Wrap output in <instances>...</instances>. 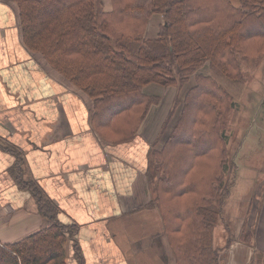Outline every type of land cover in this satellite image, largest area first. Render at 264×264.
<instances>
[{
  "label": "trees",
  "instance_id": "obj_1",
  "mask_svg": "<svg viewBox=\"0 0 264 264\" xmlns=\"http://www.w3.org/2000/svg\"><path fill=\"white\" fill-rule=\"evenodd\" d=\"M10 1L25 46L92 99L102 128L114 119L117 129L142 123L160 103L143 92L146 85L186 91L177 118L182 103L179 96L173 101L163 125L174 119L171 133L149 164L153 204L175 264H221L214 229L231 191L223 127L233 105L211 73L237 79L242 60L264 56V0H111V12L102 0ZM155 14L167 25L152 38L146 31ZM206 66L208 77L198 73ZM192 77L200 80L185 90ZM37 197L52 224L15 243L0 242V264H65L70 232L56 206ZM260 258L264 264V253Z\"/></svg>",
  "mask_w": 264,
  "mask_h": 264
},
{
  "label": "crops",
  "instance_id": "obj_2",
  "mask_svg": "<svg viewBox=\"0 0 264 264\" xmlns=\"http://www.w3.org/2000/svg\"><path fill=\"white\" fill-rule=\"evenodd\" d=\"M15 7L0 0V242L52 224L40 214L38 190L70 232L65 264H175L148 177L150 144L168 115L158 109L162 100L138 137L118 143L116 120L102 128L92 99L28 50ZM253 187L251 210L244 205L252 242H231L244 225L230 232L220 223L214 245L221 264H257L264 253V179Z\"/></svg>",
  "mask_w": 264,
  "mask_h": 264
},
{
  "label": "rangeland",
  "instance_id": "obj_3",
  "mask_svg": "<svg viewBox=\"0 0 264 264\" xmlns=\"http://www.w3.org/2000/svg\"><path fill=\"white\" fill-rule=\"evenodd\" d=\"M102 1L104 10L106 12H111L114 5L112 4V1ZM164 25H167L164 15L155 14L152 17L150 24L148 23V29L146 31L147 36L155 38L158 32L164 28ZM36 54L39 55L38 53ZM252 57H256L255 54L252 53ZM237 70L241 71V76L237 79H235V76H230L232 78H228L212 75L211 73L214 80L227 91L232 99L233 105L225 118V125L223 127V132H225L224 138L227 142L226 146L229 154L228 162H231V164H229L230 168L226 171L227 184L231 185V191L226 200L223 214L220 216L221 221L219 224L222 223L226 230L229 228L230 232L235 231L236 225H238V227L239 224L244 225V234L242 233L243 235L240 234L237 237L232 236L231 234L232 237H230V241L250 243L252 242L251 239L253 238V232L247 233V224L250 223V216H247L246 210H244V205L246 209L250 208L251 210L253 205L251 199L255 190L253 185L255 184L256 186L257 182L264 179V56L254 61L242 60V64ZM198 73L208 77L210 70L208 66H206L198 71ZM199 80L200 78L196 79L192 77L190 84L187 85V88L185 87V90L195 86L196 82ZM157 88L161 89L158 90L159 93L156 92ZM142 90L148 95L154 94L160 96V101H162L160 108L158 109L163 111V116L169 114L173 107V100L179 96V101L182 104H180L179 108L176 110L175 118H177L182 109L183 98L186 93L184 89L179 92L174 86L164 87L157 84H150L144 86ZM163 90L166 93L165 95L164 92H162ZM105 111L106 113L110 112L107 109ZM173 122L174 119L167 128L166 126H162L165 130L161 128L159 136H157V138L150 144V166L154 164V152L161 150L165 145L167 138L171 133L170 131ZM119 123H121V121H119ZM141 125L142 123L140 121L137 125H134V128L129 124H122L118 129L116 128L117 125L111 128L116 131L118 136L115 137V139L117 138L116 141L119 143L128 142L135 137H138ZM103 134L112 137L111 133L106 130H103ZM186 135H188V133H186L185 136ZM19 156L20 154L18 155L17 160ZM22 162L23 159H19L17 164H22ZM251 185L253 187L252 193L248 197H244L245 192H247L246 195L250 193ZM35 191V193L42 196L41 191ZM237 211L238 214L243 213L244 220L243 218L241 219L240 216H232L233 214H236ZM241 220L244 221V224ZM168 244L170 246L169 241ZM260 260V253H257L255 260L257 261V264H263V261L261 260V263Z\"/></svg>",
  "mask_w": 264,
  "mask_h": 264
}]
</instances>
